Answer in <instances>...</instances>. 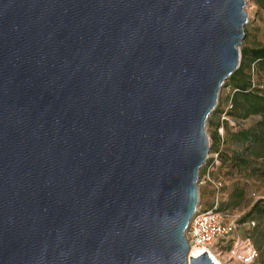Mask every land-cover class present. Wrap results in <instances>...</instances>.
<instances>
[{
    "label": "water",
    "instance_id": "95a60500",
    "mask_svg": "<svg viewBox=\"0 0 264 264\" xmlns=\"http://www.w3.org/2000/svg\"><path fill=\"white\" fill-rule=\"evenodd\" d=\"M247 0H0V264H216L186 235Z\"/></svg>",
    "mask_w": 264,
    "mask_h": 264
},
{
    "label": "rangeland",
    "instance_id": "374dc122",
    "mask_svg": "<svg viewBox=\"0 0 264 264\" xmlns=\"http://www.w3.org/2000/svg\"><path fill=\"white\" fill-rule=\"evenodd\" d=\"M248 23L241 44L242 62L253 88L264 91V62L251 60L245 50L264 47V10L255 0H247ZM234 87L226 83L216 109L207 122L210 137L209 159L200 170V202L202 208L219 204V208L239 222L237 234L249 237L259 251L253 264H264V218L258 213L248 215L251 207L264 199V157L260 143L250 146L239 132L260 121V115L241 116L234 112ZM255 149V150H254ZM250 221H255L252 226ZM225 264H230L223 260Z\"/></svg>",
    "mask_w": 264,
    "mask_h": 264
},
{
    "label": "built area",
    "instance_id": "2783aa9c",
    "mask_svg": "<svg viewBox=\"0 0 264 264\" xmlns=\"http://www.w3.org/2000/svg\"><path fill=\"white\" fill-rule=\"evenodd\" d=\"M250 224L254 226L255 221ZM238 226V220L222 211L218 203L206 208L199 204L186 232L190 255L195 251L194 257H199L206 252L230 264H253L259 251L249 237L237 234Z\"/></svg>",
    "mask_w": 264,
    "mask_h": 264
},
{
    "label": "trees",
    "instance_id": "16d2710c",
    "mask_svg": "<svg viewBox=\"0 0 264 264\" xmlns=\"http://www.w3.org/2000/svg\"><path fill=\"white\" fill-rule=\"evenodd\" d=\"M257 5L264 10V0H255ZM246 56L257 62H264V47L244 51ZM245 64L241 60L239 69L233 73L226 83L230 82L234 87V112L241 116L260 115V121L256 122L250 129L239 132L245 141H250V146L260 143L258 156L264 157V91L253 88L250 77L246 73ZM225 83V84H226ZM255 150V149H254ZM258 213L264 218V199L258 200L250 209L248 215Z\"/></svg>",
    "mask_w": 264,
    "mask_h": 264
},
{
    "label": "bare ground",
    "instance_id": "6f19581e",
    "mask_svg": "<svg viewBox=\"0 0 264 264\" xmlns=\"http://www.w3.org/2000/svg\"><path fill=\"white\" fill-rule=\"evenodd\" d=\"M197 254H196V252L195 251H192V253H191V256H196ZM211 255H212V259H213V261L216 263V264H225L224 262H223V260L222 259H220L219 257H217L215 254H213V253H211Z\"/></svg>",
    "mask_w": 264,
    "mask_h": 264
}]
</instances>
